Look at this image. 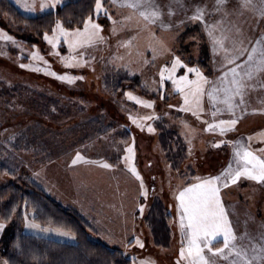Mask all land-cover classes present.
<instances>
[{"label": "rangeland", "instance_id": "374dc122", "mask_svg": "<svg viewBox=\"0 0 264 264\" xmlns=\"http://www.w3.org/2000/svg\"><path fill=\"white\" fill-rule=\"evenodd\" d=\"M9 1L23 16L37 17L76 0H62L55 9L43 12L39 10V0H36L37 9L34 12L25 11L16 0ZM236 10L235 7L229 6L228 15L236 16ZM243 14L247 16L250 13ZM178 20L179 17L173 16L163 18L164 24L171 29H163L160 23H157L149 30L136 16L131 20L118 19L115 32L112 31L113 26L111 29L102 27L101 36L104 38L102 41L71 53L86 63L77 67H65L62 57H67L70 53L62 39L55 49L44 37L38 45L24 46L10 33L7 19L0 17V32L12 36L15 41L13 43L0 39V147L3 149L0 151V188L14 182L18 177H28L58 203L81 216L89 225L88 231L93 240L121 251L132 261L135 260V264H140L142 260H150L152 264H176L181 248V234L175 194L180 187L195 182V177L208 176L213 166L212 161L198 156L195 152V143L208 137L209 131L205 130V121L213 122L207 98L205 97L204 100L205 110L200 113L199 119L191 112L181 111L183 105L181 94L176 90L172 80L167 78L168 71H165V79L161 84L160 72L161 69L171 70L173 61L179 57L182 65L186 67L178 66L173 78L186 74L189 79H195V74L186 70L187 67H191L198 68L209 80L215 79L218 68L213 66L211 61L206 71L197 62L204 54L209 57L214 55L217 59H220V55L212 52V43L204 28L198 27L196 31L190 28L193 33L188 38L187 36L183 38L184 33L189 29H173L176 28ZM205 20L207 23L210 22L207 18ZM251 23L253 37L244 36L245 43L250 44L249 48L261 37L264 19ZM186 26L192 27V25ZM229 32L230 34L225 35H228V40L231 39V42H225V45L226 48L231 49L232 42L239 41L234 29ZM52 34L49 36L51 37ZM161 41L164 47L161 46ZM34 52H38L47 64L33 60ZM191 59L196 62L192 64L189 62ZM21 64L38 67L40 71L21 68ZM112 70L115 73L124 71L140 77L145 86L144 96L126 89L112 95L106 89L105 83V75L112 73ZM46 72H54L57 76L83 77V79H76L74 83L69 84ZM220 74L221 72L217 76ZM250 83L255 87L246 90L245 103L236 109L235 117L223 112L215 118L238 120L234 131L231 130L233 133L229 135L231 139L241 136L243 129H253L256 125L264 128V87L260 86L258 80ZM13 89L20 94V97L17 92H11ZM128 93L143 101L153 102V107L146 108L129 99ZM149 95H158L159 98L154 101L148 97ZM41 97L52 101L47 109L48 115L42 114L40 107L35 108V105L33 107L34 102L44 104V99ZM130 116L136 118L141 127H137V124L129 119ZM146 116L153 118L141 119ZM161 119L165 120L168 127L181 129L182 134H179L189 142L190 151L186 152L187 160L179 171L171 168L158 142L155 123ZM185 124L190 127L196 125L200 129L185 128ZM149 126L154 131L149 132ZM256 131L245 132L250 134ZM242 138L238 140L241 141ZM256 138L258 137H252V139ZM246 139L248 138L244 136V141ZM210 144L212 145L213 142ZM130 146L134 151L131 164L141 177L143 189H141V180L136 179L129 171L128 162L124 159L128 155L125 150ZM14 149L21 150L17 154V160L13 157L8 158V154H13L11 152ZM77 153L89 161L109 163L112 168H103L98 163L78 162L74 165L72 161ZM258 154L264 156V151ZM194 155H197L196 158ZM210 158L214 157L210 155L208 159ZM231 162L235 167L234 159ZM198 173L202 176H198ZM242 180L244 179L241 178L240 181ZM249 184L254 186L257 183L249 181ZM143 191L147 192L146 196L142 194ZM155 199L163 203L171 216L169 226L173 245L171 247L170 244V250L157 247L154 241L151 243V229L145 225L144 216V221L141 219L140 209L144 207L142 205L147 204L150 212ZM137 208L139 210L135 215L136 220L133 221V212L135 214ZM229 209V216L235 217L232 213L233 208L230 206ZM247 212L242 217L238 216L243 221L238 218L231 220L233 228L238 236L247 231L248 237L245 241L248 243L245 241L242 243H258L264 231H259V227L256 228V221ZM126 214L131 215L132 218L127 217L126 220L124 218ZM147 214L148 212L145 215ZM105 216L107 220L104 224L97 225L101 220L104 221ZM27 217L32 220L30 216ZM92 217H97V221L95 219L97 224ZM108 218H115L117 221L114 223ZM23 220L22 228L27 234L63 242H75V239L60 236L55 231L41 232L28 229L25 227V218ZM241 222L243 225L240 226ZM6 228L5 225L4 230L0 232V264H5L1 248ZM109 235L119 240L121 244L116 246L109 243ZM129 235L136 240L139 239L144 247L140 248L136 240L133 244L127 243Z\"/></svg>", "mask_w": 264, "mask_h": 264}, {"label": "snow or ice", "instance_id": "6c2138e0", "mask_svg": "<svg viewBox=\"0 0 264 264\" xmlns=\"http://www.w3.org/2000/svg\"><path fill=\"white\" fill-rule=\"evenodd\" d=\"M17 4L25 11L34 12L37 9L36 0H16ZM62 3V0H39V10L55 9ZM111 3L118 8H127L130 14L124 17L125 20H131L133 16L139 17L144 22V27L150 30V27L160 23L161 27H168L164 24L163 17L167 15L172 17L175 15V8L178 6L187 14L188 7L184 0H169V3L163 7L158 0H111ZM228 0H215L213 12H224L227 16L229 13L225 11ZM165 8L167 11L165 12ZM104 11V14L112 22L113 29L116 31L115 25L118 23L113 19L106 9L103 8L101 0H96L95 11L97 16ZM240 10H249L254 12L257 17L264 19V0H240L239 8L236 10L239 14H243ZM207 14L206 6L196 5L192 15L188 17L191 21H199L207 33L211 43L213 53L223 51L225 53L219 71L221 74L214 80H209L204 76L198 68L187 67L188 73H194L195 79H189L187 75L173 78L175 70L182 65L181 60L177 57L172 64L171 70L161 69L160 79L163 84L165 79V71H168V79L172 80L176 90L183 98V105L180 110L191 112L197 119L200 113L204 112L205 97L211 109L213 122L207 124L206 131H218L220 135L226 134L228 131L234 130L238 120L236 118L219 119L215 118L223 112H228L235 117V111L245 103L246 90L255 85L250 82L258 80L260 86L264 87V36L257 39L249 48L244 46L243 41H233L232 48L225 47V39L223 35L217 37L215 33L220 30L221 22L209 24L205 20ZM102 26L95 23L92 17L84 21L83 29H68L57 20L55 28L52 30V36L48 33L44 34V39L52 45L53 49L57 47L61 39L68 46L70 55L62 57L65 67L82 66L86 61H82L76 55L71 53L78 49L90 47L97 41H102ZM239 32V29H237ZM0 39L12 41L14 38L6 33L0 32ZM161 46L164 47L161 41ZM59 55V53H56ZM82 55V54H81ZM33 60L43 61V57L38 52L32 54ZM47 64V61H43ZM21 68L30 69L32 71H40V68L32 65L21 64ZM55 76L61 81L71 84L76 79L83 77H71L67 75L57 76L56 73H47ZM129 99L135 100L138 104H142L146 108H152L153 102L143 101L137 97L127 94ZM152 116L142 117L141 119H152ZM137 127L141 124L136 118L129 117ZM188 127L187 124L184 125ZM148 131L154 129L149 126ZM251 141L252 137H248ZM219 147V144L214 145ZM127 156L125 160L128 162L129 171L141 180L136 168L131 164L134 156L133 148L130 146L126 150ZM264 151V150H260ZM233 159L235 167L230 162L219 175L208 177H195V182L180 187L175 194L177 203V214L179 217V230L181 234V248L179 250V259L176 264H264V233L261 234L258 243L244 244L248 237L247 231L243 235L238 236L229 219V214L224 206L221 190L229 187V184H236L241 178L264 184V156L257 155L248 145L242 142H234ZM78 162L99 164L101 167L110 169L112 165L103 161H89L77 153L72 163ZM141 189L143 182L141 180ZM147 195L146 191L142 192ZM143 212V208H141ZM25 227L41 232L55 231L56 234L75 239L74 234L64 231L61 228L49 229L43 228L35 222V218L29 220L25 216ZM5 228V223L0 222V232ZM136 244L143 248L144 244L137 239ZM7 264V261H5ZM135 264V260H133ZM140 264H152L150 260H142Z\"/></svg>", "mask_w": 264, "mask_h": 264}, {"label": "trees", "instance_id": "16d2710c", "mask_svg": "<svg viewBox=\"0 0 264 264\" xmlns=\"http://www.w3.org/2000/svg\"><path fill=\"white\" fill-rule=\"evenodd\" d=\"M95 2L96 0H76L42 16L26 17L9 0H0V17L7 19L8 29L19 43L33 47L43 40L45 33L52 34L57 20L65 28L76 29L83 28L84 21L92 17L95 23L107 28L111 21L103 10L97 16ZM103 8L107 10L104 5ZM196 30L197 28L192 29ZM192 31L190 29L186 31L183 38L186 36L188 38ZM209 61V56L204 54L197 63L206 71ZM189 62L194 64L196 61L191 59ZM105 83L106 89L112 95L125 89L139 92L143 96L145 93L142 79L128 72L115 73L112 70V73L105 75ZM11 92L17 91L13 89ZM17 95L20 97L19 93ZM148 97L154 101L159 98L158 95ZM41 98L44 99V104L34 102L33 107H40V112L48 115L47 109L52 101L45 97ZM155 129L161 150L171 168L174 171L181 170L187 160V145L179 131L174 127H168L164 119L155 123ZM1 148L0 151L3 150ZM20 152L21 150L14 149L11 152L13 154H8V158L13 157L17 160V154ZM15 164L13 163L14 166ZM25 216L35 218V222L43 227L61 228L74 234L75 242H63L25 233L22 228ZM170 217L163 203L155 199L146 223L151 229L154 244L159 248L170 247ZM0 222L7 226L1 248L2 259L4 262L7 261V264H133V261L121 251L93 240L88 231L89 225L81 216L58 203L37 183L25 176L18 177L14 182L0 188Z\"/></svg>", "mask_w": 264, "mask_h": 264}, {"label": "crops", "instance_id": "0c3cea01", "mask_svg": "<svg viewBox=\"0 0 264 264\" xmlns=\"http://www.w3.org/2000/svg\"><path fill=\"white\" fill-rule=\"evenodd\" d=\"M230 1H232V2L229 3ZM71 2H73V1H71ZM102 2H103V5L105 6V8H107L108 12L112 15L113 19H115L117 22H118V19L121 20L122 18H124L130 14V12L127 8H118L111 3V0H102ZM105 2H107V4H104ZM158 2L163 7L164 5L169 3V0H158ZM239 2H240V0H228L227 5L225 6V11H228L229 6H231L232 8L235 7L236 9H238L239 8ZM184 3L188 7V12L186 14L184 12V10L180 9L178 6L175 8V15H173V17H179V20L176 23V28H173V29H190V28L191 29H196V28L199 29L198 27H201V29H203L204 26H202V24L199 21H191L188 19V17L190 15H192L196 5H199L202 7L206 6L207 14H206L205 18L210 20L209 24H215L218 21L221 22L220 26H219L220 30L216 33L217 37H220L223 35L224 37H227V39H225V42H231V39L228 40V35H225V34H230L229 30L234 29L237 33L238 41L242 40L243 44H245L244 46H248V47L250 44L245 43L244 36L245 35H252V32H253L252 26L253 25H252V23L250 24V22L257 21V20H260V21L263 20V19L257 17V15L254 12L249 11V10H240V11H243V13H247V12L250 13V14H247V16H244V14L241 15V14H239V12L236 11L235 14L237 17L236 16L232 17L231 14L225 16L224 12L212 13V9L215 6V0H184ZM166 11H167V9L165 8V12ZM250 16H251V18H250ZM137 18H139V17H137ZM163 18H169V17L167 15H165ZM140 21L144 25V22L142 20H140ZM186 25H192V27H196V28H192L191 26L188 27ZM112 26H113V24L111 22L107 28L111 29ZM163 29H171V28L163 27ZM237 29H239V32L237 31ZM179 34H181V33H179ZM261 36H264V26L262 27ZM252 37H253V35H252ZM249 39H250V37H249ZM249 39H248V42H249ZM225 47H226V45H225ZM215 54H219L220 59H217L215 57L216 58V60H215L214 55H213V57L211 55V57H209V58L213 64V66L218 68V71L215 73L216 75L214 76L216 78V77H218L217 75L220 72L219 71V69L221 67L220 64L223 61V57H224L225 53L223 51H219ZM211 62H210V65H211ZM184 75H186V74H184ZM211 80H214V79L212 78ZM188 127L192 128V129L195 128L194 130L200 129L196 125H194L193 127H190V125H188ZM206 128H207V124H205V129ZM180 130L181 129H178L179 133L182 134V132ZM255 130H257V131L254 133H250V134L246 133V132H252ZM233 131L232 132L229 131L226 134H224L223 136L220 135L218 132L209 131L208 137H204V139L199 140L195 143L196 154L198 156H201L202 158L205 157V159L208 161L213 162L212 170L209 171L210 173H208L209 174L208 176L219 175L221 173V171H223L225 168H227L228 164L231 161H233L234 142L239 141V142H242L244 144L247 142L246 145L250 146V148L257 155H263V154H258V153H260V149L264 150V136H263L264 135V128L263 127L256 125L253 127V129L252 128H249V130L243 129L242 133H240L241 136L234 137L231 139V138H229V135H231L233 133ZM209 135L213 136V137H210ZM244 136H246V138H248L250 136L251 137L256 136L258 138L252 139L251 141L246 139L244 141ZM240 137H243L241 139V141H240V139L238 140V138H240ZM184 141L187 145V150L190 151V147H189L190 145H189L188 140L184 139ZM204 141L206 142L205 144H204ZM211 142H213L212 145L210 144ZM216 144H219L220 146L219 147L214 146ZM197 155H194L195 158ZM210 155L214 158L208 159L210 157ZM198 176H202V175H199V173H198ZM208 176L205 175V177H208ZM249 181L252 182L251 180L244 179V180L238 182L237 184L230 185L227 188H222V190H221L222 200H223L224 206H225L228 214L230 213V209H229L230 206L234 210V212H232V213L235 215V217L229 216L230 220L234 221L238 218V219L243 221V219H241L239 217L244 216V214H246V212H247L245 210L248 209L250 211V213H249V211L247 213L250 214V216H252V218L256 221V224H255L256 228L258 229V227H259V231L260 230L264 231V184L257 183L256 185L252 186L249 184ZM254 183H256V182L254 181ZM256 189H257V191H256ZM254 195H256V196H254ZM241 205L246 207V209H244ZM142 206H144L143 210L144 209L145 210H144V213L142 212L141 219L143 220V216H144L145 221L144 220L143 221L146 223V218L149 214V206L147 204L146 205L143 204ZM121 207H123V206H120V208ZM127 207H128V205H126V208ZM137 210H139V208L135 209V214L133 212L134 219L131 217L132 213L130 216L128 214H126L124 216V218L126 219L127 217H131L133 221L136 220L135 215L137 214ZM147 212H148V214L145 215ZM176 212H177V208H176ZM254 213L256 215H254ZM99 215H101V214L99 213ZM177 217H178V214H177ZM92 219L96 223L97 217H95V218L92 217ZM95 219H96V221H95ZM106 220H107V217L105 216L104 221L101 220V223L98 222L99 224H97V223L96 224L102 225V224H104V222ZM108 220H112L114 223H116V221H117V219H115V218L114 219L108 218ZM178 220H179V217H178ZM125 222H127V221H125ZM145 225L148 227L147 223ZM241 225H243V222L240 223V226ZM125 226H127L126 223H125ZM149 233H150V230H149ZM128 237H129V240L127 243H129V244L135 243L136 239L134 237H131L130 235ZM109 240H110L109 243H113V245L119 246L121 244V242L119 240L111 237L110 235H109ZM245 242H247V241H245ZM151 243H153V238H152ZM172 245H173V243H172V239H171V247H172ZM112 249H114V248H112ZM170 249L171 248L166 249V250H170Z\"/></svg>", "mask_w": 264, "mask_h": 264}]
</instances>
